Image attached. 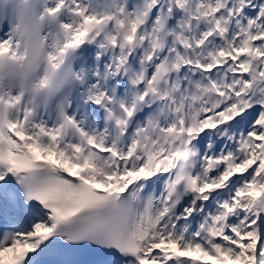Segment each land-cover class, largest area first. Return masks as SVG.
Listing matches in <instances>:
<instances>
[{
	"label": "snow or ice",
	"instance_id": "snow-or-ice-1",
	"mask_svg": "<svg viewBox=\"0 0 264 264\" xmlns=\"http://www.w3.org/2000/svg\"><path fill=\"white\" fill-rule=\"evenodd\" d=\"M0 264H264V0H0Z\"/></svg>",
	"mask_w": 264,
	"mask_h": 264
}]
</instances>
